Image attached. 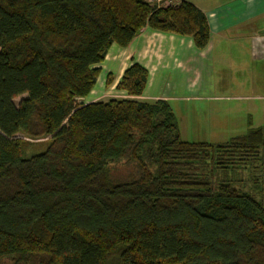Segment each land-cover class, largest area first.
Segmentation results:
<instances>
[{
    "label": "trees",
    "instance_id": "obj_1",
    "mask_svg": "<svg viewBox=\"0 0 264 264\" xmlns=\"http://www.w3.org/2000/svg\"><path fill=\"white\" fill-rule=\"evenodd\" d=\"M146 27L210 38L181 0H0V264H264V205L237 177L264 158V125L184 141L167 101L137 99L138 63L115 87L133 99L83 102ZM20 134L45 150L22 158Z\"/></svg>",
    "mask_w": 264,
    "mask_h": 264
},
{
    "label": "crops",
    "instance_id": "obj_2",
    "mask_svg": "<svg viewBox=\"0 0 264 264\" xmlns=\"http://www.w3.org/2000/svg\"><path fill=\"white\" fill-rule=\"evenodd\" d=\"M181 1L193 4L204 14L210 30L206 47L197 49L189 37L143 28L125 48L110 47L99 65L94 88L83 99L85 104L133 99L115 88L132 63L144 67L148 74L142 96L137 99L164 100L169 105L173 101L202 97L219 87L222 78H213L214 66L218 72L230 66L244 72L263 66L264 0ZM108 76L111 77L109 85L106 84ZM263 125L249 124L247 130Z\"/></svg>",
    "mask_w": 264,
    "mask_h": 264
},
{
    "label": "rangeland",
    "instance_id": "obj_3",
    "mask_svg": "<svg viewBox=\"0 0 264 264\" xmlns=\"http://www.w3.org/2000/svg\"><path fill=\"white\" fill-rule=\"evenodd\" d=\"M257 66L251 67L247 72L234 69L233 66L228 69L222 66L223 71L218 72L217 66H214L211 71L213 78H222L219 80L221 82L219 87L196 99L170 103L182 140L225 143L243 136L249 124L257 127L264 123V112H261L264 111V64ZM24 97L15 98L14 104L18 105ZM17 137L22 140L20 145L22 158L39 154L47 146L45 141L48 138L31 140L22 134ZM124 174L125 170L122 168L114 172L115 178H122ZM239 175L243 180L238 185L245 179L246 191L253 190L255 200L264 205L263 155L253 161L250 167L238 173L237 177ZM255 179H258L257 183Z\"/></svg>",
    "mask_w": 264,
    "mask_h": 264
},
{
    "label": "built area",
    "instance_id": "obj_4",
    "mask_svg": "<svg viewBox=\"0 0 264 264\" xmlns=\"http://www.w3.org/2000/svg\"><path fill=\"white\" fill-rule=\"evenodd\" d=\"M180 0H145L151 6L155 7H167L176 5Z\"/></svg>",
    "mask_w": 264,
    "mask_h": 264
}]
</instances>
